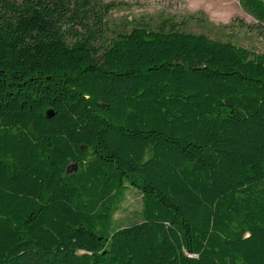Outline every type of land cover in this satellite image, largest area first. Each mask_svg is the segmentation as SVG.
Returning <instances> with one entry per match:
<instances>
[{"label": "trees", "instance_id": "trees-1", "mask_svg": "<svg viewBox=\"0 0 264 264\" xmlns=\"http://www.w3.org/2000/svg\"><path fill=\"white\" fill-rule=\"evenodd\" d=\"M115 7L0 0V264H264V53Z\"/></svg>", "mask_w": 264, "mask_h": 264}, {"label": "rangeland", "instance_id": "rangeland-1", "mask_svg": "<svg viewBox=\"0 0 264 264\" xmlns=\"http://www.w3.org/2000/svg\"><path fill=\"white\" fill-rule=\"evenodd\" d=\"M116 4L105 22L108 37L134 26L155 30L163 22H173L181 31L206 35L236 46L264 53V25L246 14L239 0H93ZM141 194L128 189L114 213L115 226L141 221Z\"/></svg>", "mask_w": 264, "mask_h": 264}, {"label": "water", "instance_id": "water-1", "mask_svg": "<svg viewBox=\"0 0 264 264\" xmlns=\"http://www.w3.org/2000/svg\"><path fill=\"white\" fill-rule=\"evenodd\" d=\"M53 116V112H51V111H48L47 112V118H50V117H52ZM76 170V168H74V171Z\"/></svg>", "mask_w": 264, "mask_h": 264}]
</instances>
